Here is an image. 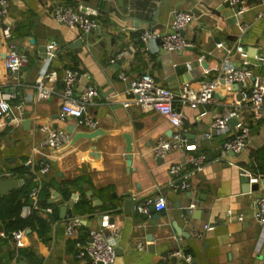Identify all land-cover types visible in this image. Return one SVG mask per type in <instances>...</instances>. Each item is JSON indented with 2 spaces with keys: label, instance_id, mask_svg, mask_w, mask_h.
Wrapping results in <instances>:
<instances>
[{
  "label": "crops",
  "instance_id": "obj_1",
  "mask_svg": "<svg viewBox=\"0 0 264 264\" xmlns=\"http://www.w3.org/2000/svg\"><path fill=\"white\" fill-rule=\"evenodd\" d=\"M241 1L246 10L237 14L239 7L230 6L228 0H122V6L128 8L126 13L119 0H9V10L0 21V98L10 106L8 115L0 120V180H24L20 190L25 189L28 198L20 216L35 212L49 226L45 237L24 231L25 238L18 246L9 238L0 246V264L21 247L28 250L29 257L20 258L19 264H81L75 257L74 244L85 242L90 229L111 228L118 233L114 264H181L168 257L175 249L188 253L192 264H264V224L253 218L254 200L264 189V107L255 115L252 103L241 100L240 90H232V84H222L221 79L228 51L236 64L242 61L234 52L238 46L245 51L247 62L252 49L256 51L255 60L264 57V18L258 17L264 11V0ZM57 3L74 8L84 3V10L97 14L100 28L89 34L67 28L53 17L52 8ZM177 10H190L196 16L183 32L190 48L169 53L161 49L158 40L141 43L143 30L167 32ZM239 25H246V30L241 32ZM51 43L55 50L49 60L47 50L44 58L38 49ZM10 46L28 58L27 65L16 74L7 71L3 63ZM120 53L122 56L111 63L110 59ZM248 67L254 77L264 78V64L255 61ZM45 68L56 73V81L51 97L41 101L36 98L35 83ZM66 69L78 73L76 99L88 86L98 91L85 113L103 132L95 140H73L77 132L94 130L78 127L74 120L59 119ZM120 73L128 80L151 74L159 85L175 94L186 84L193 90L213 82L217 87L211 102L195 108L174 102L175 109L183 114L186 141L181 149L157 159L152 148L158 139L171 137V126L163 117L134 105L135 96L129 91V83L119 78ZM237 103L239 108L235 110ZM9 114L13 118L8 122ZM222 115L234 118V126L241 122L250 129L248 145L239 154L222 152V135L204 136L211 122ZM23 121L29 124L23 126ZM45 126L75 129L68 131L70 139L64 147L50 149L42 146ZM124 135L131 137L130 167ZM200 156L203 164L195 170L192 160ZM28 160L47 164V173L31 171L26 166ZM171 163L183 164L187 190L171 187ZM22 169H29L33 178L21 174ZM244 176L261 177L259 183L250 184L257 185L255 190L244 189ZM81 177L89 181L82 186L92 210L81 215V227L69 237L64 222L76 214L69 216L72 207L65 219L59 217V207L67 201L60 186ZM37 185V201L51 199L56 193L53 205L31 209L29 193ZM45 186L48 196L42 191ZM69 186V199L77 195L75 204L80 194L76 187ZM87 192L97 197L99 207L92 206ZM158 195L166 201V209L160 212L149 209L147 214H140L135 206L127 208L124 203L129 199L136 205ZM21 200L24 202V198ZM191 204L194 208L189 210ZM46 207L51 208L50 214L43 211ZM204 225L208 229L195 238L193 233ZM1 237L5 235L0 229ZM137 241H145V247L139 250ZM17 262L15 254L8 264Z\"/></svg>",
  "mask_w": 264,
  "mask_h": 264
},
{
  "label": "built area",
  "instance_id": "obj_2",
  "mask_svg": "<svg viewBox=\"0 0 264 264\" xmlns=\"http://www.w3.org/2000/svg\"><path fill=\"white\" fill-rule=\"evenodd\" d=\"M230 6L239 7L237 14H241L246 10L244 2L241 0H228ZM9 0H0V21L6 16L9 10ZM54 19L65 25L71 30L79 29L83 34H89L100 28L95 11L84 10L83 6H67L62 3H57L52 8ZM258 17L264 18V11ZM196 16L190 10H177L172 14L169 29L163 34H157L151 30H143L139 35V40L142 44H146L151 40H158L160 47L165 52H182L192 45L187 41L183 32L195 21ZM246 25H239V30L244 32ZM6 33V31H5ZM221 47V45H218ZM47 56L53 58L55 44L51 43L47 46ZM241 58V63L236 64L232 59V52L228 51L223 60L221 70L222 79L226 84H241V100L250 101L255 115H259L264 107V78L259 76L254 77L249 64L246 61V53L242 47L238 46L234 50ZM122 56V53L115 55L110 59L114 63ZM255 61L264 64V57H259ZM4 67L11 73H17L22 67L27 65V56L10 46L8 52L4 57ZM119 78L129 83V91L135 96L134 105L145 113H153L163 117L171 126L172 135L170 138H160L157 140L152 148L155 158L164 159L171 151L181 149L185 143L182 133L183 114L177 111L174 107V102L179 101L181 104L188 105L192 108L200 104H206L212 101L217 83L203 84L199 89L193 90L189 85H183L177 94L159 85L151 74H143L136 79L128 80L124 73L119 74ZM78 80V73L74 70L66 69L63 74V89H62V103L59 112V119L62 122L74 120L78 127L86 128L88 130H95L97 122L93 121L85 115L87 107L92 103L93 99L98 97V91L93 86H88L79 98L74 97V87ZM56 81V73L45 68L38 77L36 86V98L41 101L48 100L53 91L54 83ZM49 84V86H47ZM239 108V104L235 106V110ZM10 106L6 99L0 98V120L8 115ZM46 136L42 142V146L50 149H60L64 147L70 139V134L67 130L51 129L49 127H42ZM213 135H222L224 141L222 143L223 153L239 154L244 151L248 145L250 137V129L247 125L239 122L233 129L229 128L228 117H216L210 124L209 132L204 136L210 138ZM204 158L202 156L192 160V165L195 170H199L203 164ZM26 166L33 172L46 174L48 165L42 162L35 163L32 160L26 162ZM182 163H171L168 172L173 177L171 187L175 191L187 190L189 185L185 180L183 174ZM2 175H0V178ZM260 176L250 177V183H259ZM40 191V185H37L29 193V197L33 200L31 205L32 210H40L36 204L37 196ZM153 207L156 212L166 209V201L158 195L153 198L146 199L143 203L135 205V210L140 214H147L149 209ZM194 205L188 206L192 210ZM45 213L52 212L50 207L43 210ZM253 218L259 224H264V189L259 193L254 200ZM239 220L241 218H238ZM82 225L81 216H72L65 220L64 229L65 234L69 237L73 236ZM208 226L193 233L195 238H200L203 231L207 230ZM117 229H90L87 232L85 242H76L74 244L75 257L81 264H114L115 262V240L117 238ZM11 239L18 245L22 243L25 238L24 231H15L11 233ZM145 241H137L136 247L141 250L145 247ZM181 264H192V257L184 252L182 249H175L168 255Z\"/></svg>",
  "mask_w": 264,
  "mask_h": 264
},
{
  "label": "trees",
  "instance_id": "obj_3",
  "mask_svg": "<svg viewBox=\"0 0 264 264\" xmlns=\"http://www.w3.org/2000/svg\"><path fill=\"white\" fill-rule=\"evenodd\" d=\"M20 172L23 175H28L30 178H33L29 169H22ZM83 183L89 185V181L81 177L74 181L63 183L60 186V192L66 200L70 197V192L68 191L69 185V187H76V190L80 194V198L69 212V216L71 214L81 216L86 213H91L92 208L89 200L85 197V188L82 186ZM47 188V186L42 188L45 196L49 195ZM21 198H24V202ZM27 198L28 192L25 189L14 191L6 196H0V229L5 235V237L0 238V246L5 244L9 238H11V233L15 231L31 230L35 231L39 237L47 236L49 223L45 219L40 218L35 212L30 213L26 217L20 216L22 207L27 203ZM15 254H17L18 261L16 264H19L20 258L29 257L28 250L21 247L16 253L13 251L5 257V264H8Z\"/></svg>",
  "mask_w": 264,
  "mask_h": 264
},
{
  "label": "water",
  "instance_id": "obj_4",
  "mask_svg": "<svg viewBox=\"0 0 264 264\" xmlns=\"http://www.w3.org/2000/svg\"><path fill=\"white\" fill-rule=\"evenodd\" d=\"M82 1H87V0H82ZM120 2V5L122 7V12L126 13L128 11V8L127 7H124L122 6V0H119ZM82 6L84 7L85 4L82 3ZM124 20V21H123ZM128 19H120L121 22H127ZM81 45V41H78V44L77 45ZM76 45V46H77ZM40 52H43L45 56L44 58H46V48L45 47H41L38 49ZM256 54V51H254L252 49V51H249L248 53V62L250 64L251 67L254 66L255 64V59L253 58ZM16 74V73H15ZM222 75H221V79H222ZM209 81V80H208ZM225 81L222 79V84H224ZM231 89L232 90H241V84L239 83H236V84H232L231 85ZM241 96V95H239ZM13 118V115L9 114L8 118L6 119L8 122H9V119ZM23 126H27L29 124V121H23L21 123ZM235 124V119L234 118H231V119H228V125L233 127ZM75 127L74 126H71V127H68V131L70 133H72L74 131ZM103 135V132L99 129H96L94 131H91V132H77L73 135V140L77 139V138H80V137H83V138H88L90 140H95L97 137ZM124 139H125V143H126V149H125V158H126V161H127V166L130 167L131 165V159H132V155H131V151H132V145H131V137L129 135H124L123 136ZM243 183H244V189L246 188H251L253 190H255L257 188V185L254 184V185H251L250 186V177L248 176H244L243 177ZM24 183V180H20V179H9V178H6V179H1L0 180V195L1 196H5L6 194L12 192V191H16V190H20L22 185ZM88 196V198L92 201V206L93 207H99L101 205V203L98 201L97 197H95L91 192H87L86 194ZM53 198L51 199H48V200H44V199H40L36 202L37 205H40V206H46V205H53L55 203V201L57 200V195L56 193H53ZM77 199V195H72L70 199H68L65 203V205L63 206H60L59 207V217L61 219H65L66 215H67V212L70 208L73 207L74 205V201ZM125 205L127 208H131V207H134V203H131V201L129 199H126L124 201ZM151 212H154V208L151 207L150 208ZM178 232V230H177ZM179 233V232H178Z\"/></svg>",
  "mask_w": 264,
  "mask_h": 264
}]
</instances>
